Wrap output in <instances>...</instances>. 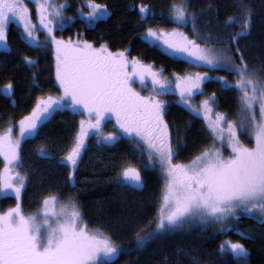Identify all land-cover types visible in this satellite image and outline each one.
Here are the masks:
<instances>
[{"label": "snow or ice", "instance_id": "1", "mask_svg": "<svg viewBox=\"0 0 264 264\" xmlns=\"http://www.w3.org/2000/svg\"><path fill=\"white\" fill-rule=\"evenodd\" d=\"M34 2L39 27L45 33L44 44L34 36L38 26L33 24L31 12L23 0H0V47H8L7 26L10 19H17L25 40L36 50L45 45L54 49L55 79L62 91L57 97L37 98L31 112L18 122L17 137L12 135L17 125H10L0 133V156L4 159V168L0 170V194L10 191L17 201L15 207L0 213V264H110L118 258L120 245L111 235L99 229L90 230L72 199L60 203L56 196L44 197L38 213L26 216L22 212L21 193L30 177L13 167H22V141L35 138L39 128L61 109L87 117L79 121L78 129L71 137V146L60 158V162L73 170L68 173L73 186V172L78 169L87 149L88 138L93 136L97 146L113 144L122 135L138 140L147 150V163L142 167L148 170L159 166L161 169L165 185L155 224L144 235L137 234L138 249L192 221H215L221 224V231L230 230L233 225L229 221L239 219L238 210L264 224V75L260 74L264 69L250 70L239 47L240 38L251 27L252 14L245 0H238L239 12L225 21L226 26L236 25L239 31L229 32L227 27L220 29L217 26V31L201 33L197 31L200 22L197 13L189 12L187 4L180 3L171 6L170 20L185 27L191 21V37L179 29L168 32L152 27L142 34L159 42L173 57L183 58L196 66L235 72L238 79L234 85L224 77L214 79L220 82L222 90L234 89L241 93L238 99L241 105L239 129L236 123L228 120L226 113L214 111L213 105H217L215 93L197 106L191 104L192 97L203 94V83L213 79L207 73L197 72L183 77L174 74L176 83L173 88L162 76V70L156 71L153 65H144L135 57L130 61L128 49L112 52L103 43L96 47L90 41L57 38L55 31L67 26L63 9L68 5H57L53 0ZM86 6L90 9L87 13L89 24L94 25L98 18L108 15L107 7L93 0H86ZM139 11L146 19L150 10L147 5H141ZM78 13L82 14V10L78 9ZM72 19L68 18V23ZM204 23L211 24L212 21ZM198 41H203L204 46ZM229 53H235V58ZM24 61L31 66L38 63L29 57ZM149 83L152 85L150 94L142 95L141 91ZM135 84H139L141 91L134 87ZM34 85L39 87L35 80ZM12 90L11 82L5 85L8 95ZM170 91L179 93L180 100L192 114L202 116L206 131L213 140L210 147L204 148L187 164L173 162L183 141L180 129H170L164 119L167 105L158 98ZM113 118L116 131L104 133L106 120ZM224 124L227 128L222 126ZM249 130L255 139L253 147L244 145L238 135V131L244 134ZM173 141L177 146L174 147ZM217 144L230 149L231 154L224 157ZM35 155L49 160L56 158L43 146ZM116 182L142 187L141 171L139 168H123L117 174ZM226 248L237 255L247 254L239 242L221 245L222 250ZM193 264H199V261L194 260Z\"/></svg>", "mask_w": 264, "mask_h": 264}, {"label": "trees", "instance_id": "2", "mask_svg": "<svg viewBox=\"0 0 264 264\" xmlns=\"http://www.w3.org/2000/svg\"><path fill=\"white\" fill-rule=\"evenodd\" d=\"M67 2L66 13L75 18L62 31L63 37L76 35L95 45L106 44L111 51L128 49L131 58L153 65L162 70L164 78H174V74L184 75L199 72L186 60L173 57L156 44L145 40L141 33L147 28H170V10L173 4L186 3L188 11H195L199 17L197 31H217L226 28L229 32L239 31L236 25L226 26L229 16L239 12L238 0H93L105 5L108 15L96 20L92 26L84 18L77 16L78 9L85 10L86 0H63ZM251 10L249 32L239 40L249 69H264V0H245ZM147 5L149 14L143 18L139 8ZM211 20V24L204 21ZM238 23V22H237ZM192 26L191 21L188 23ZM224 34V33H221ZM8 47L0 51V129L7 123L16 122L28 114L39 96L59 93L55 79V55L50 46L36 50L25 40L22 30L9 23L6 30ZM203 42V41H201ZM235 58V53H231ZM38 61L28 65L24 58ZM239 64V60H236ZM33 73L36 76L33 77ZM264 75V73H260ZM213 79L203 83V94L217 96V110L232 115L238 106V90H222L215 77H224L233 85L237 79L234 72L216 69L209 72ZM39 84V87L34 85ZM13 85L11 95L5 92V85ZM197 96L199 94H196ZM196 96V97H197ZM173 97V96H172ZM171 95L166 98H172ZM80 113L69 109L57 110L50 120L38 130L35 138H25L20 149L18 167L26 180L22 193V210L33 213L39 208L44 197L56 195L60 199L75 201L83 214V220L90 230L99 229L112 236L120 245L118 258L110 264H264V224L242 216L237 224L239 234L250 235L243 239L240 235L224 233L213 221L185 223L173 233L149 241L138 249L137 234L144 235L154 227L160 205L162 179L154 169L145 170L146 158L137 150L132 140L121 138L112 145L96 146L89 143L84 151L78 169L74 170V186L68 178L70 167L60 162V158L71 146V137L78 129ZM164 119L170 129H180L183 145L175 160L186 162L209 144L210 137L204 128L201 117L192 114L179 95L167 103ZM173 135L175 132L173 131ZM174 147L177 146L173 141ZM186 145V146H184ZM45 147L55 154V159L40 158L37 149ZM138 165L145 178L142 187H132L117 183L116 177L129 164ZM3 163L0 160V170ZM157 172V173H156ZM10 196L0 194V210L12 206ZM226 242H239L247 254L235 256L229 248L221 249Z\"/></svg>", "mask_w": 264, "mask_h": 264}, {"label": "rangeland", "instance_id": "3", "mask_svg": "<svg viewBox=\"0 0 264 264\" xmlns=\"http://www.w3.org/2000/svg\"><path fill=\"white\" fill-rule=\"evenodd\" d=\"M23 2H24V4L25 5H27V7L29 8V10H30V12H31V18H32V22H33V24H36L38 27H37V30L34 32V36H36L37 38H38V40H39V42L41 43V44H44V41H45V33H44V31H43V29L41 28V27H39V21H38V17H37V13H36V5H35V2H34V0H23ZM53 3H55V4H57V5H59V4H67V2H65V1H63V0H53ZM84 6V8H85V10H82V14H80V13H78V11H77V16L78 17H81V18H84V20L86 21V23H87V25H89V26H92V24H89V22H88V19H87V13L90 11V9L86 6V4H84L83 5ZM66 7L63 9V17L65 18V23L67 24V26H68V24H70V23H68V18H75V16L74 15H71V14H69V13H66ZM100 18H102V17H100ZM100 18H98V19H100ZM72 19V20H73ZM97 19V20H98ZM9 23H14L15 25H17L21 30H22V25L19 23V21L17 20V19H15V18H13V19H10L9 20ZM8 23V24H9ZM191 25H187L186 27L185 26H183V25H181V24H178V23H174L173 22V25L170 27V28H153V29H163V30H165V31H168V32H171L173 29H179V31H181V32H184V33H187L188 34V36L189 37H191L192 36V33H191ZM147 28H149V27H147ZM147 28L141 33V35L143 34V33H145L146 31H147ZM58 31H62V30H56L55 31V35H56V37L57 38H62V39H64L65 41H69V40H71V41H77V40H81V41H86V40H83L82 38H80V36H78V35H76L75 37L73 36V37H71V38H65V37H63ZM200 32V31H199ZM202 33V32H201ZM142 37L145 39V40H147V41H149L150 43H153V44H156L158 47H160L163 51H165L162 47H161V45H160V43L159 42H156V41H152L151 40V38H145L143 35H142ZM7 42V41H6ZM0 43H2V42H0ZM198 43H200L201 44V46H204V42H201V41H198ZM95 45V44H94ZM34 46V45H33ZM45 46H50L51 48H52V46L51 45H45ZM96 47H99L100 45H95ZM217 47H224L223 45H216ZM5 48H3V47H0V51L1 50H4ZM52 50H53V52H54V49L52 48ZM111 51V50H110ZM112 52H116V51H112ZM166 52V51H165ZM167 53V52H166ZM229 55H232L231 53H229ZM128 56V55H127ZM128 58H129V60L131 61V57H129L128 56ZM183 59V58H182ZM185 60V59H184ZM141 62V61H140ZM141 63H143V62H141ZM190 63V62H189ZM144 65H149V64H147V63H143ZM190 64H192V63H190ZM238 64V63H237ZM55 65V64H54ZM193 66H195L196 68H199V72L200 73H207V74H209V72L210 71H214V70H216V69H223V68H215V69H213V68H211V67H209V66H196V65H194V64H192ZM129 71H132V69L131 68H129L128 69ZM154 70H156L155 68H154ZM223 70H225V69H223ZM157 71V70H156ZM197 73V72H196ZM235 73V72H234ZM192 74H195V72H188V73H186V74H184V75H180L181 77H183V76H187V75H192ZM235 75H236V77H237V79H238V76H237V74L235 73ZM209 76V75H208ZM168 79V81H169V83L172 85V87L174 88L175 87V83H176V81H175V79L174 78H167ZM58 87H59V85H58ZM134 87H136L137 88V90L138 91H141V88H140V86H139V84H135L134 85ZM151 88H152V85L149 83L148 85H147V88L146 89H144V90H142L141 91V94L142 95H149L150 94V91H151ZM61 89L59 88V93H55V94H53V93H50V94H45V95H43V96H39L38 98H47L49 95H51V96H53V97H57V96H59L60 94H61ZM169 95H171V97L172 98H174V99H171V98H166L167 96H169ZM178 95H179V93H173V92H169V93H167V94H163V95H160L158 98L160 99V100H163V101H165L166 102V105H167V103L170 101V100H175V99H177V97H178ZM240 95H241V93L239 92L238 93V97H240ZM197 95H195L194 97H192L191 98V104L193 105V106H197V105H199V103H200V101L201 100H203V99H205L208 95H201V94H199L197 97H196ZM239 99V98H238ZM36 102H37V99H36V101H35V103L33 104V106L31 107V109H30V111L28 112V114L31 112V110H32V108L36 105ZM240 107H241V105L238 103V106L236 107V110L234 111V114L232 115L231 113H229V112H225V111H223V110H217L216 109V107L213 105V108H214V111L215 112H223V113H226L227 114V118H228V120H231V121H233L234 123H236L237 124V127H238V129H239V121L241 120V114H240ZM258 110H259V106H258V104L256 105V111H257V115H258ZM70 111H72V110H70ZM27 114V115H28ZM26 116V115H25ZM201 117V122H202V124H203V126H204V128L206 129V125H205V122H204V120H203V118H202V116H200ZM87 117L84 115V114H82V113H80V117H79V121L81 120V119H86ZM215 117L213 116V119H214ZM22 119V118H21ZM20 119V120H21ZM20 120H17L16 122H10V123H7L3 128H1L0 129V133H4L5 132V130L10 126V125H17L15 128H14V131H13V133H12V135H13V138H15V137H17L18 135H19V127H18V122L20 121ZM224 128H227V124H224V125H222ZM103 131H104V133H109V132H115L116 131V127H115V120H114V118L113 119H107L106 120V122H105V124H104V128H103ZM208 132V131H207ZM209 134V133H208ZM238 135H239V138H240V140H241V142L244 144V145H246V146H248V147H253L254 146V144H255V139H254V137L250 134V130L248 131V132H244V134H240V132L238 131ZM127 138V139H129L128 138V136L127 135H122V136H120L119 138H118V140L119 139H121V138ZM209 137H210V141H209V144L206 146V147H210L212 144H213V140H212V138H211V136L209 135ZM129 140H132V142H133V144H134V146L138 149L139 148V150H141L142 151V153H143V155L145 156V158H146V163H147V150L144 148V146L142 145V144H140L139 142H138V140H133V139H129ZM89 143H92V144H94V145H96L97 146V142H96V138L93 136V137H90V138H88V140H87V146H88V144ZM105 145H112V144H105ZM206 147H204V148H206ZM217 147H221V150H222V153H223V156L224 157H228L231 153H230V149H227L226 147H224V146H221V145H219V144H217ZM203 148V149H204ZM21 149V148H20ZM69 149V148H68ZM202 149V150H203ZM201 150V151H202ZM68 150H66L65 151V153L67 152ZM200 151V152H201ZM199 152V153H200ZM64 153V154H65ZM198 153V154H199ZM197 154V155H198ZM0 160L2 161V163H3V168H4V159H3V157L2 156H0ZM192 160V159H191ZM191 160H189V161H186V162H181V161H177V160H175L174 159V163H183V164H187V163H189ZM17 171H19L22 175H24L23 173H22V171L18 168L19 166L18 165H14L13 166ZM126 167H133V168H139L138 167V165H136L135 163L134 164H129V165H126L124 168H126ZM3 168L1 169V170H3ZM154 170H156L159 174H160V177H161V179H162V189H161V197H160V202H161V198H162V195H163V189H164V185H165V179H164V176H163V173H162V171H161V169L159 168V166H157ZM156 172V173H157ZM142 182H144L145 183V178H143L142 177ZM126 184H128V183H126ZM129 186H132V187H136V186H133V185H131V184H128ZM22 193H23V190H22ZM22 193H21V201H22ZM2 196H10V197H12L13 198V200H14V202H13V204H12V206H10V207H8V208H6V209H3V210H0V213H2V212H6L9 208H12V207H15V205H16V203H17V201H16V199L14 198V194L12 193V192H5V193H2L1 194ZM50 196H56V195H49V196H47V197H50ZM57 197V196H56ZM44 199V198H43ZM43 199H42V201H41V203H40V205H39V208L37 209V210H35L33 213H30V212H24L23 210H22V212H23V214L24 215H33V214H36V213H38L41 209H42V202H43ZM69 200V199H68ZM68 200H64V199H60L59 198V202L60 203H66ZM76 203V202H75ZM77 204V203H76ZM77 206H78V204H77ZM78 208H79V206H78ZM21 209H22V204H21ZM80 210V209H79ZM237 216L240 218V217H242V216H246V217H249V218H251L249 215H247L243 210H238L237 211ZM43 217H42V215H41V217H40V219H42ZM251 219H253V218H251ZM236 220H238V219H235V218H233L232 220H230L229 221V223H234V222H236ZM253 220H255V219H253ZM255 221H257V220H255ZM194 221H192V222H189V223H193ZM212 224H215L216 226H217V228L219 227V228H221V224L219 223V222H215V221H213L212 222ZM218 228V229H219ZM230 249V248H229ZM230 251L232 252V250L230 249ZM233 253V252H232ZM234 255H237V254H235V253H233Z\"/></svg>", "mask_w": 264, "mask_h": 264}, {"label": "flooded vegetation", "instance_id": "4", "mask_svg": "<svg viewBox=\"0 0 264 264\" xmlns=\"http://www.w3.org/2000/svg\"><path fill=\"white\" fill-rule=\"evenodd\" d=\"M237 221V220H236ZM255 221V220H254ZM257 224H259V225H261L260 223H258L257 221H255ZM232 225H233V227L230 229V230H227V231H224V233H228V232H230L232 235H240L243 239H250L251 237H250V235H245V234H239V231H238V226L236 227V225L237 224H233L232 223ZM243 255H246V254H240V256H243ZM235 256H239V255H235Z\"/></svg>", "mask_w": 264, "mask_h": 264}]
</instances>
